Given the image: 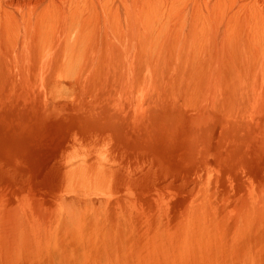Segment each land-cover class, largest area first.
Segmentation results:
<instances>
[{"label": "rangeland", "instance_id": "374dc122", "mask_svg": "<svg viewBox=\"0 0 264 264\" xmlns=\"http://www.w3.org/2000/svg\"><path fill=\"white\" fill-rule=\"evenodd\" d=\"M159 1L0 0V264H264V18Z\"/></svg>", "mask_w": 264, "mask_h": 264}, {"label": "bare ground", "instance_id": "6f19581e", "mask_svg": "<svg viewBox=\"0 0 264 264\" xmlns=\"http://www.w3.org/2000/svg\"><path fill=\"white\" fill-rule=\"evenodd\" d=\"M161 1H162V0H161ZM163 1H164V2H163ZM163 1H162V2L165 4V0H163ZM166 1H168V0H166ZM169 1H170V0H169ZM176 1H177V0H176ZM192 1H194V0H192ZM192 1H189V2L192 3ZM197 1H198V0H197ZM200 1H201V2H200ZM200 1H198V2H200V3H201L200 5L202 6V9H203V10H201V11H202V14L205 13L204 9H206V12H207V11H208L209 13L214 12V14L219 15V13L217 12V10H218L219 7L221 6V2H219L220 0H200ZM225 1H226V0H225ZM225 1L222 0V5H223V7H224V3H223V2H225ZM234 1H236L237 5H238L239 0H234ZM237 1H238V2H237ZM241 1H242V2H241ZM241 1H240V2L243 4V5H242L243 7H244V6H247V5L249 6L250 4L252 5L251 2H253L255 6L252 5V7L254 6V7L256 8V9H255V10H256V13H255V12H253V13H255V15H256V14L259 15V17L261 16L262 18H264V0H241ZM120 2H121V0H120ZM172 2H174V0H173ZM198 2H197L196 4L193 3V4L195 5V7H197L196 5L199 4ZM159 3H160V1H159ZM163 3H160V4L164 5ZM168 3H170V2H168ZM190 3H189V5H192V4H190ZM226 3H227V2H226ZM234 3H235V2H234ZM166 4H167V3H166ZM183 4H184V3H183ZM187 4H188V3H187ZM239 4H240V3H239ZM194 5H193V8H194ZM225 5H226V4H225ZM234 5H236V4H234ZM234 5H233V6H234ZM182 6H183V5H182ZM186 6H187V5H186ZM201 6H200V7H201ZM242 6H241V7L239 6V7L242 8ZM248 6H247V7H248ZM189 7H190V6H189ZM252 7L250 6V7H248V8H249V9H250V8L252 9ZM176 8H177V7H176ZM185 8H186V7H185ZM215 8H216V11H213V10H215ZM217 8H218V9H217ZM225 8H226V7H225ZM225 8H224V10H225ZM244 8H245V7H244ZM244 8H243V9H244ZM179 9H180V8H179ZM183 9H184V8H183ZM194 9H195V8H194ZM198 9H199V11H200V8H198ZM198 9H197V10H198ZM238 9H239V8L236 9L237 14H238ZM253 9H254V8H253ZM195 10H196V9H195ZM197 10H196V12H197ZM224 10H222V11H224ZM234 10H235V7H234ZM255 10H254V11H255ZM179 11H180V10H179ZM181 11H182V9H181ZM185 11H186V10H185ZM189 11H191V9H190ZM192 11H194V10H192ZM239 11H240V10H239ZM243 11H244V10H243ZM251 11H252V10H251ZM182 12H183V11H182ZM208 12H207V13H208ZM226 12H227V11H226ZM232 12L234 13L235 11L232 10ZM240 12H241V11H240ZM240 12H239V13H240ZM246 12H248V10H247ZM184 13H185V12H184ZM184 13H183V14H184ZM190 13H191V12H190ZM209 13H208V14H209ZM243 13H244V12H243ZM199 14H200V12H199ZM212 14H213V13H211V15H212ZM220 14L222 15V13H220ZM226 14L228 15V13H225V15H226ZM237 14H236V15H237ZM240 14H241V13H240ZM240 14H238V15L240 16ZM177 15H178V14H177ZM186 15H187V14H186ZM186 15H185V16H186ZM188 15H189V13H188ZM205 15H206V14H205ZM255 15H254V16H255ZM180 16H181V15H180ZM208 16H209V15H207V18H206L207 20L212 19V18H210V17H212V16H209V17H208ZM214 16H216V15H214ZM214 16H213V18H214ZM241 16H243V15H241ZM241 16H240V17H241ZM245 16H246V14H245ZM252 16H253V15H252ZM202 17H204V16H202ZM205 17H206V16H205ZM224 17H225V16H224ZM228 17H229V15H228ZM228 17H227V18H228ZM256 17L258 18V16H256ZM256 17H255V18H256ZM208 18H209V19H208ZM204 19H205V18H204ZM214 19H215V18H214ZM217 19H218V20H217ZM217 19H215V20L220 21L219 17H217ZM207 20H205L206 23H207V22H211V21L214 22L213 19H212L211 21H207ZM222 20H223V21H222L221 23L223 24V22H225V21H224V19H222ZM255 20H257V19H255ZM257 21H258V20H257ZM257 21H256V22H257ZM262 21H263V19H262ZM262 21H261V19H260V22H262ZM215 22H216V21H215ZM252 22L254 23V20H252ZM256 22H255L254 24L256 25V28H258V27H257L258 24H256ZM263 22H264V21H263ZM216 23H218V22H216ZM253 23H252V24H253ZM254 24H253V25H254ZM262 24H263V23H261V25H262ZM215 25H216V24H215ZM217 25H219V24H217ZM207 26H208V25H207ZM215 27H216V26H215ZM262 27H263V26H262ZM218 28H219V27H218ZM256 30H258V29H256ZM262 30H263V29H262ZM214 31H215V30H214ZM214 31H213V32H214ZM258 32H259V31H258ZM258 34H259V33H258ZM225 36H226V35H225ZM257 36H259V35H257ZM219 38H220V37H219ZM263 38H264V37H263ZM223 41H224V40H223ZM226 47H227V46H226ZM260 80H261V77H260ZM263 80H264V79H263ZM261 83H262V82H261ZM262 84H263V83H262ZM260 88H262V86H261ZM254 89H255V88H254ZM262 90H263V88H262ZM259 92H260V90H259ZM259 92H258V93H259ZM252 93H253V92H252ZM129 94H130V93H129ZM133 94H134V93H133ZM131 95H132V94H131ZM258 95L260 96V94H258ZM122 107H123V106H122ZM93 133H95V132H93ZM96 134H97V133H96ZM74 137H75V139H74V141H72V142H75L74 145H75L76 143L81 142V140H80L77 136H74ZM89 138H90V137H89ZM107 138H108V137H107ZM106 142H107V141H106ZM100 143H101V142H100ZM80 144H81V143H80ZM111 144H112V143H111ZM95 145H96V144H95ZM92 146H94V145L92 144ZM113 147H114V146H113ZM115 147H116V146H115ZM114 149H115V148H114ZM120 149H121V148H120ZM112 151H113V150H112ZM120 153H122V152H120ZM125 153H126V151H125ZM128 153H129V152H128ZM108 154H109V153H108ZM114 156H115V155H114ZM119 156H120V155H119ZM124 156H125V154H124ZM104 158H105V157H104ZM104 158H103V159H104ZM106 158H111V157H106ZM106 158H105V161H106ZM126 158H127V156H126ZM128 159H129V158H128ZM93 160L95 161V159H93ZM103 161H104V160H103ZM105 161H104V162H105ZM114 161H115V160H114ZM119 161H120V160H119ZM96 162H97V161H95V163H96ZM70 163H71V161H70ZM99 163H100V161H99ZM82 164H83V163H82ZM82 164H81V165H82ZM103 164H104V163H103ZM64 165H65V164H64ZM97 165H98V162H97ZM87 166H88V165H87ZM93 166H94V165H93ZM95 166H96V164H95ZM101 166H102V165H101ZM105 166H106V163H105ZM124 166H125V165H123L122 167H124ZM78 167H79V166H78ZM82 167H84V166H82ZM105 168H106V167H105ZM107 168H108V167H107ZM107 168H106V169H107ZM75 169H76V168H75ZM77 169H80V168H77ZM91 169H93V167H92ZM94 169H95V167H94ZM99 169H100V168H99ZM99 169H98V170H99ZM108 169H109V168H108ZM119 169H120V168H119ZM125 169H126V167H125ZM125 169H124V170H125ZM98 170H96V171L98 172ZM100 171H101V169H100ZM100 171H99V172H100ZM109 171H110V170H109ZM109 171H108V174H109ZM119 171H120V170H119ZM99 172H98V173H99ZM110 172H111V171H110ZM115 172H117V170H116ZM70 173H71V172H70ZM94 173L97 174L96 172H94ZM100 173H101V172H100ZM100 173H99V175H100ZM117 173H118V172H117ZM113 174H114V173H113ZM123 174H124V173H123ZM90 175H91V174H90ZM97 175H98V174H97ZM114 175H115V174H114ZM125 176H126V175H125ZM95 177H96V176H95ZM135 177H136V176H135ZM98 178H99V177H98ZM113 178H115V177H113ZM105 179H106V178H105ZM136 179H137V178H136ZM111 180H112V178H111Z\"/></svg>", "mask_w": 264, "mask_h": 264}]
</instances>
